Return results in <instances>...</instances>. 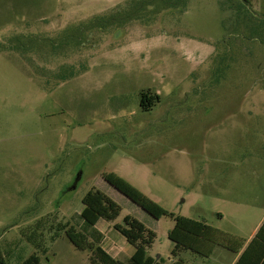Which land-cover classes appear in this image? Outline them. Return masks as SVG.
Here are the masks:
<instances>
[{
  "label": "rangeland",
  "instance_id": "rangeland-1",
  "mask_svg": "<svg viewBox=\"0 0 264 264\" xmlns=\"http://www.w3.org/2000/svg\"><path fill=\"white\" fill-rule=\"evenodd\" d=\"M141 95L158 100L145 111ZM108 173L223 228L227 200L264 203V0H0L7 264L33 253L87 264L61 226L96 236L79 218L90 190L120 207L113 223L138 220L155 234L154 257H170L172 220L153 219Z\"/></svg>",
  "mask_w": 264,
  "mask_h": 264
},
{
  "label": "trees",
  "instance_id": "trees-1",
  "mask_svg": "<svg viewBox=\"0 0 264 264\" xmlns=\"http://www.w3.org/2000/svg\"><path fill=\"white\" fill-rule=\"evenodd\" d=\"M240 1L249 3L252 0ZM144 97V100L140 99V106L145 111L150 106V102L158 100L157 95L151 98L145 95ZM146 102L147 104H145ZM103 180L153 219L159 220L167 216L173 221V227L168 232V240L174 244V253L178 249L195 251L197 242H215L217 240V235H219L222 241L228 239L227 235L218 232L216 229L203 222L167 212L157 203L135 189L127 181L113 173L104 174ZM81 204L82 211L79 214V218L88 226H94L100 220L113 223L120 212V207L117 203L98 190L88 191L83 196ZM112 227L135 249L133 255L125 262H121L109 256L100 245L90 241L85 233L77 230L73 225H63L61 226V230L64 231L67 239L77 250L90 253L88 264H153V260L146 255L147 249L151 247L155 238V234L151 230L128 215L123 218L122 225L113 224ZM262 229H264V225L260 227L256 237H259V233H261ZM42 252L45 253L44 250ZM209 252L208 250L205 256H207ZM0 264H7L2 251H0ZM18 264L42 263L40 257L36 253H33L21 260Z\"/></svg>",
  "mask_w": 264,
  "mask_h": 264
},
{
  "label": "crops",
  "instance_id": "crops-1",
  "mask_svg": "<svg viewBox=\"0 0 264 264\" xmlns=\"http://www.w3.org/2000/svg\"><path fill=\"white\" fill-rule=\"evenodd\" d=\"M227 201L229 204H233L234 208L229 216V227L223 228L208 224L203 220H196L216 229L220 233H224L228 237L227 240L222 241L217 235L215 242H197L195 245L196 252L188 249H178L175 253L173 252L174 244L170 242L172 248L170 257L167 259H163L161 256L154 257L151 252L152 243L151 247L147 249L146 255L153 260V264H264V229L259 233V237H256L258 230L264 225V203L255 206V211H248L242 204L243 200L231 198ZM258 208L260 210H257ZM222 221H224V215L216 214V223L219 224ZM81 222L83 223L82 220ZM113 224L115 223L100 220L94 226L86 225L90 229L95 228L98 230V233L95 232L96 236L87 231H79L85 233L90 241L100 245L109 256L125 262L133 255L135 249L112 227ZM127 244L132 247V252L128 251ZM208 250L210 252L205 256Z\"/></svg>",
  "mask_w": 264,
  "mask_h": 264
},
{
  "label": "water",
  "instance_id": "water-1",
  "mask_svg": "<svg viewBox=\"0 0 264 264\" xmlns=\"http://www.w3.org/2000/svg\"><path fill=\"white\" fill-rule=\"evenodd\" d=\"M77 179H78V176H77V178L75 179V181H74V183H73V185H72V188L75 187V184H76V182H77Z\"/></svg>",
  "mask_w": 264,
  "mask_h": 264
},
{
  "label": "flooded vegetation",
  "instance_id": "flooded-vegetation-1",
  "mask_svg": "<svg viewBox=\"0 0 264 264\" xmlns=\"http://www.w3.org/2000/svg\"><path fill=\"white\" fill-rule=\"evenodd\" d=\"M141 100H144L145 99V97H144V95H141V98H140Z\"/></svg>",
  "mask_w": 264,
  "mask_h": 264
}]
</instances>
